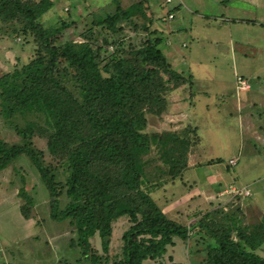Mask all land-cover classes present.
Instances as JSON below:
<instances>
[{
	"label": "trees",
	"instance_id": "obj_1",
	"mask_svg": "<svg viewBox=\"0 0 264 264\" xmlns=\"http://www.w3.org/2000/svg\"><path fill=\"white\" fill-rule=\"evenodd\" d=\"M145 1L123 9L118 0H110L90 12L77 42L63 40L68 29L76 28L69 19L53 25L41 21L51 0H0L1 28L9 38L33 44L31 58L0 76V117L19 139H0V171L20 158L28 160L47 191L49 217L73 227L71 246L85 264H167L172 260L166 257L168 249L175 239L184 244L189 229L205 241L197 264H264L256 253L264 243V218L245 225L237 204L206 211L186 227L168 219L150 197L182 176L198 139H192L196 127L191 124L145 132L148 116L165 112L173 82L192 91L191 75L177 72L160 48L161 33L146 14ZM110 6L114 11L102 12ZM123 24L152 38L138 44L125 40ZM109 47L112 52L104 56ZM36 136L46 139L50 164L33 145ZM21 182L18 195L25 204L19 212L27 220L33 203ZM121 216L128 227L119 253L110 256L112 225ZM95 234L102 253L89 242Z\"/></svg>",
	"mask_w": 264,
	"mask_h": 264
},
{
	"label": "rangeland",
	"instance_id": "obj_2",
	"mask_svg": "<svg viewBox=\"0 0 264 264\" xmlns=\"http://www.w3.org/2000/svg\"><path fill=\"white\" fill-rule=\"evenodd\" d=\"M51 1L53 6L42 16L41 21L53 25L60 19H69L76 28L68 29L63 40L77 42L81 40L79 33L84 30L85 23L89 22V13L110 2ZM118 1L123 9L138 2ZM207 3L208 0H180V3L172 0L170 4H164L161 0L143 2L146 14L154 21V25L156 23V27L152 25L150 29L155 27L157 31L161 30L158 31L162 35L160 48L164 54L169 49L173 59L170 60L172 67L194 77L193 92L198 89L208 91L207 94L188 97L182 92L187 87L173 82L171 85L174 93L167 96L165 112L160 116H148L147 133L180 130L191 124L196 127V137L192 135V139H198V143L189 150L188 168L182 176L167 182L151 193L150 197L168 219L186 227L198 221L206 211L217 208L229 210L237 204L243 211L244 224L256 225L264 218V152L257 153L258 160L252 158L251 127L253 114L254 119L264 128V108L255 106L250 111L248 109L246 115L249 120H244L248 129H239L235 84L238 76L247 80L251 86V92L246 97L248 101L252 100V84L255 82L252 76L262 74L259 76V84H264V0H252L255 12H251L248 17L258 19V24L252 27L247 26V23L244 25L236 17V13L245 16L246 7L237 12L230 10L242 7L236 0L223 3L229 12L225 13V22H205L197 16L203 14L201 12L223 14L220 7ZM173 7H177L174 18L162 21L172 12ZM114 9L115 6H110L102 9V12ZM156 20H160L158 24ZM135 23L139 25L141 21L136 20ZM178 24L180 30H176ZM208 24L215 29L209 30ZM128 26L124 25L125 40L138 44L141 39L152 38L146 32H134ZM100 40L98 38V42ZM32 48L31 41L25 42L21 37L9 38L8 30L0 26V76L31 58L29 55ZM107 49L104 56L112 52L110 47ZM104 59L107 61L108 58ZM253 98L256 100L258 96L253 95ZM28 119L36 121V118ZM37 122L40 126L44 125L41 119ZM16 123L22 126L24 121L18 118ZM0 139L6 143L19 140L1 117ZM32 142L44 154L45 163L50 164L52 160L46 151V139L36 136ZM22 180L23 188L33 203L27 220L19 212L20 206L25 204L24 198L18 195ZM233 188L237 191L245 188L249 190V196L236 199L230 193ZM59 200L62 207L66 198L63 196ZM127 227L125 216L113 223L108 246L110 256L119 253L122 243L120 237ZM188 232L184 244L175 239L172 247L175 246L173 250L177 260L173 258L167 264H197L203 258L198 251L205 246V241L193 235L194 230L189 229ZM74 238V229L67 221L58 223L49 217L47 191L26 158H20L0 171V264H85L81 261L78 249L71 246ZM89 242L102 253L101 239L97 234ZM256 253L264 258V243Z\"/></svg>",
	"mask_w": 264,
	"mask_h": 264
},
{
	"label": "crops",
	"instance_id": "obj_3",
	"mask_svg": "<svg viewBox=\"0 0 264 264\" xmlns=\"http://www.w3.org/2000/svg\"><path fill=\"white\" fill-rule=\"evenodd\" d=\"M176 1L180 3V0H176ZM227 1H230V0H208V3H207L208 5L214 4L217 7H220V11H221V13H223L222 15L206 14L205 12H201L203 14H198L197 16L202 18L203 20H205V22H208L209 20H212L215 23H219V22H223V21L225 22L226 21L225 18H224L225 13H229V12L227 10V6H223V3L227 2ZM236 1L239 4H241L242 7H240V8H237V7L236 8H230V6H228L230 8V10H235L237 12L240 9H244L243 7H246V10H247L246 14H243L245 16H240L239 13H236L237 19L239 21L243 22L244 25H245V23H247V26H249V27H252V25H257L258 24V19L257 18H254L252 20V19H250L248 17L249 15H251V12H255L254 9H252V6H253L252 5V0H236ZM174 8H175L174 11H176L177 7H174ZM174 11L172 12L173 16H174ZM241 17H245V18H241ZM179 25L180 24L176 25L177 26L176 30H180L181 29V26H179ZM207 26H208L207 28L209 30H211V31L213 29H215V27L214 28L210 27L211 26L210 24H208ZM159 31H161V30L159 29ZM172 33L174 34V32H172ZM161 37H162V35H161ZM168 51H169V49H167V52L164 55H165L167 61L169 63H171V65H172V62H170V60L173 61V59L171 58V53L168 52ZM183 65L186 66L185 63H183ZM177 72H179V71L177 70ZM260 75H262V74H254V76H252V80H254L255 82L252 84V100H249V101L246 100V97L248 95L247 93L251 92L250 84L243 77H239V76L236 77V78L243 79L249 85V89L247 91H243V92H238L237 93L236 90H235V93H236L235 96L237 97V99H236V109L239 112V115H238L239 129H243V130H245V128L248 129V127L244 124V120H246V121L249 120V117H247V115H246V114H248V112H247L248 109L250 111V108L252 107V109H253V107H255V106H259V107H263L264 108V84H259L260 80H261L260 77H259ZM191 77H192V85H193V81L195 79H194V77L192 75H191ZM182 92H183V95L185 93V95L188 96V97L200 96L201 93L202 94H207L208 93V91L205 90V89H198L195 92H193V91L189 92L187 88H185V90L182 89ZM173 93L174 92L172 91L170 93V95H173ZM239 93L242 94V95H240ZM238 94H239V96H238ZM253 95L254 96H258V99L255 100V98H253ZM173 105H174V103H172V106ZM175 106H176V104H175ZM168 107H169V104H168ZM255 119H254V115L252 114V127H251L252 128V130H251L252 131L251 132L252 152L251 153H252V158L254 160L255 159L258 160L259 158L257 157V153H263L264 152V128L261 126L260 123L257 122V119L256 120ZM250 120H251V117H250ZM179 243L182 244L180 241H179ZM174 247H170L168 249V251H167V254H166L167 256L172 257V261H173V258H175L177 260V257L174 256V250H173ZM179 264H182V263L179 262Z\"/></svg>",
	"mask_w": 264,
	"mask_h": 264
},
{
	"label": "built area",
	"instance_id": "obj_4",
	"mask_svg": "<svg viewBox=\"0 0 264 264\" xmlns=\"http://www.w3.org/2000/svg\"><path fill=\"white\" fill-rule=\"evenodd\" d=\"M161 2H163L164 4H170V3H172V0H161ZM165 19L172 20L173 19V14L172 13H168L166 18H163L162 21H164ZM235 89H236L237 93L240 92V91L241 92L247 91L249 89V85L243 79L236 78ZM231 162H234V161L232 160ZM230 193L232 195H234V197L237 196V195H241L242 197L249 196V190H247L245 188L241 189L240 191L234 190V188H233V190L230 191Z\"/></svg>",
	"mask_w": 264,
	"mask_h": 264
},
{
	"label": "clouds",
	"instance_id": "obj_5",
	"mask_svg": "<svg viewBox=\"0 0 264 264\" xmlns=\"http://www.w3.org/2000/svg\"><path fill=\"white\" fill-rule=\"evenodd\" d=\"M169 13H172V12H169ZM173 14V13H172ZM174 17V16H173Z\"/></svg>",
	"mask_w": 264,
	"mask_h": 264
}]
</instances>
